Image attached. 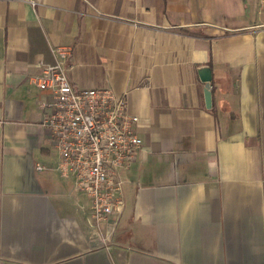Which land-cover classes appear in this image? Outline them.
I'll return each instance as SVG.
<instances>
[{"label": "crops", "instance_id": "obj_1", "mask_svg": "<svg viewBox=\"0 0 264 264\" xmlns=\"http://www.w3.org/2000/svg\"><path fill=\"white\" fill-rule=\"evenodd\" d=\"M263 25L259 0H0V264H264ZM57 48L138 118L99 226L42 126Z\"/></svg>", "mask_w": 264, "mask_h": 264}, {"label": "built area", "instance_id": "obj_2", "mask_svg": "<svg viewBox=\"0 0 264 264\" xmlns=\"http://www.w3.org/2000/svg\"><path fill=\"white\" fill-rule=\"evenodd\" d=\"M259 5L264 9V0ZM52 53L55 63L32 78L49 94V101L40 106L49 110L42 126L57 150L58 171L73 177L76 190L90 202L91 220L99 226L123 209L119 174L141 149L135 130L138 118L127 112L125 99L108 88H75L63 67L68 50L57 48Z\"/></svg>", "mask_w": 264, "mask_h": 264}, {"label": "water", "instance_id": "obj_3", "mask_svg": "<svg viewBox=\"0 0 264 264\" xmlns=\"http://www.w3.org/2000/svg\"><path fill=\"white\" fill-rule=\"evenodd\" d=\"M199 76H200V80L205 84V91H204L205 106L206 108H210L211 97L209 93V82H210L211 76H210L209 69L203 68L199 70Z\"/></svg>", "mask_w": 264, "mask_h": 264}]
</instances>
